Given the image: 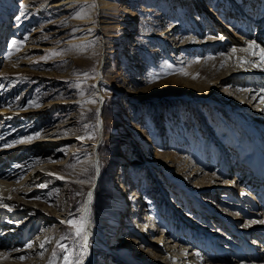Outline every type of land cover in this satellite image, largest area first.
<instances>
[{
    "label": "rangeland",
    "instance_id": "1",
    "mask_svg": "<svg viewBox=\"0 0 264 264\" xmlns=\"http://www.w3.org/2000/svg\"><path fill=\"white\" fill-rule=\"evenodd\" d=\"M248 2L0 0V110L17 112L0 115V182L17 185L13 191H28L25 197L10 193L12 201L0 199V239L32 220L20 250L0 248V262L26 263L34 256L36 264H85L80 210L95 185L90 220L107 246L92 240L94 264H156L143 250L144 242L135 252L125 250L127 259L114 252L126 241L122 224H115L128 209L126 201L129 207L134 204L132 192L112 186L115 178L128 189L136 180L155 217L150 229L154 235L163 230L164 236L177 239L180 249L194 254L191 264L200 262L201 251L242 257L236 253L245 234L242 228L249 229L246 219L232 226L226 217L241 212L237 204L249 212V219H264V209L251 206L264 180L248 165L251 140L264 157V117L244 106L234 114L228 106L247 87L264 88V78L254 82L247 76L225 85L220 76L233 69L227 66L225 49L237 46L234 36L264 48V0H253L249 19L238 6ZM171 21L178 24L177 33L186 30L199 44L177 52L172 47L178 34L172 41L152 36ZM220 21H233L232 30ZM135 42L141 43L139 48L132 45ZM142 134L147 137L142 139ZM97 142L99 152L94 150ZM29 174L32 179L24 180ZM247 177L254 178L253 183L244 182ZM228 178L234 179L233 189L217 187ZM139 198L134 202L140 205ZM30 205L35 208L26 213ZM42 212L50 219L44 227L42 220H35ZM143 212L142 206L138 213L143 217ZM131 216L134 227L137 218ZM38 223L40 227L33 228ZM247 238L261 245L258 237ZM254 248L259 252L260 247ZM163 259L161 263L186 264Z\"/></svg>",
    "mask_w": 264,
    "mask_h": 264
},
{
    "label": "bare ground",
    "instance_id": "2",
    "mask_svg": "<svg viewBox=\"0 0 264 264\" xmlns=\"http://www.w3.org/2000/svg\"><path fill=\"white\" fill-rule=\"evenodd\" d=\"M198 1H201V0H198ZM205 1L207 2V0H202V4H204ZM248 1H250V2L244 3L243 5H240L238 3L239 7L242 8V6H243V8L240 9V11H242L245 14V16H248L247 19H249L251 13L253 14V10H252L253 7L252 6H253V3H254L253 0H248ZM185 2L188 3V2H190V0H185ZM236 5L237 4H235L234 6H236ZM208 9H209V11L213 10V9L210 10V8H208ZM218 9L216 10V12L218 11ZM144 10L145 11H150V10H152V8H151V6H146ZM237 10H239V9H237ZM133 16H135V18H136L137 17L136 13H133L132 17ZM237 16H235V17H237ZM132 17L129 19L131 22H132ZM232 20H234V18ZM232 22L233 21L225 24V23H223V21H220L221 24L225 25L224 27L226 28V30L227 29H231L232 30V27L230 26ZM166 25L167 26L164 29H162L161 31H157V34L156 35L154 34L152 36L153 37L159 36L160 40L164 38V39H167V40L170 39L172 41V39L178 34L177 35L178 38L176 37L177 41L174 42V46H175V49H176L177 52L178 51H185L186 49L190 48V46L199 44L197 42L199 40H197V38H194V36L191 33L187 32L186 30L183 31V32L181 31L180 33H177L178 30H179V26H178V24L175 21H171L170 24H166ZM125 37H128V35H125ZM234 37H235L234 41L237 44V46L234 47V48H231L230 46H227L226 49H225L226 50V53H225L226 57L225 58H226L227 66H233V69L227 68V70H228L227 73H225L223 76L222 75L220 76V81L221 82L223 81L222 83H224L225 85H230L236 79H238L237 81H240V78L244 79L247 76H251V78L254 80V82H257L256 80L264 78V62H262V59H261L262 56H264V52H262L261 50L264 49V48L260 44L253 43V42H247L246 39L243 40L238 35L234 36ZM204 42L205 41L202 40L200 44H203ZM132 45H134V46L137 45L138 48H139L141 43H136L135 42ZM256 45H258L259 47H256ZM126 48H128V46H126ZM233 49H235V51H233ZM249 52H252V54L249 53ZM246 59L249 60V61H252V64H248ZM255 59H257V60L254 61ZM223 62H225V61H223ZM134 65L137 67L138 62H135ZM246 65H248V66L246 67ZM98 88H99V86L97 85L96 86V92L99 95L100 91L97 90ZM235 92H237V91H235ZM236 96H237V99L234 101V103L230 104L228 106V108H230L234 114H239L238 113L239 110H241L242 106H244L243 107L244 110L248 109V110L251 111L252 114L255 113V114H258L259 116H263L264 117V88H261V87L257 86L256 84H253V85L247 87L246 89H244L243 92L236 93ZM7 113H13L14 114V113H17V112H11V111H9L6 108H2L0 110V115L7 114ZM246 124H247V122L242 120V125H243L244 128L246 127L245 126ZM104 126H105L104 125V121H103V118L101 116L100 120H99V130L101 129V133H103ZM245 129H248V128H245ZM248 130L254 133V128L253 127H250ZM142 135L144 136V138H142V139H145L147 137L144 134H142ZM144 141H146V140H144ZM250 144H252V147H251V151L252 152H251V154H249V164L248 165L250 167V170L252 172H254V174L256 172V176H259L258 180H264V157H263V154L260 152V150H258V148H257V146H256L254 141L251 140ZM94 150H95V152L98 151V142L95 143ZM157 160L158 159H156V161ZM100 161L101 160L99 158V155L96 153L95 156H94V162L97 163L98 173H100V164H101ZM131 163H134V162H131ZM15 169L18 170L17 166H16ZM15 169H14V172H15V174H17V171H15ZM2 171L3 170L0 169V173ZM191 171H193V169ZM9 174L7 172V174H5L4 176H8ZM31 179L32 178H30V174H29L28 177L25 178L24 180L27 181V180H31ZM124 180L125 179H124V174H123L122 182H124ZM249 180L250 179L247 177L243 181L246 182V183H249L248 182ZM253 180H254V178H252L250 180L251 183H253ZM26 181H25V183H26ZM233 183H234V179H231V178L229 179L228 178L226 181H224L223 184H220L217 187L221 186L223 188H227V189L228 188H232L233 189L234 188L233 187ZM260 183L261 184L260 185L258 184V187L256 188V197H255L256 200L254 198L251 201L252 208L254 207L256 209V207H258L257 210H259V208L260 209H264V182L261 181ZM123 184L121 185V182H118V185L121 188V190H127L128 188L125 186L126 184H124V185ZM10 185H12V186L10 187ZM15 187H18V186L14 185L12 183L6 184V183H1L0 182V195L2 194L4 196V197H2L0 199L4 200V201H12V199L10 197L13 195V193H15L14 196L15 195L16 196L23 195L25 197V195H26V193L28 191L24 190L21 187H19L15 191H13V189ZM132 190L135 191L134 188L132 189V187H130L129 188V192L130 193L132 192V194H131V200L132 201L131 202H133L134 204L132 203L133 206L129 207V209H130L129 211H131L132 209L133 210L127 216H131L132 214L134 215L135 210H137L139 212V207H138V205L136 206L135 202H134L135 198H137V196L139 194L138 193H134V191H132ZM95 191H96L95 190V185H91V187L88 190V194H87V196H86V198L84 200L83 206H82V208L80 210V213L82 214V217H83V220H84L83 227H84V230H85V236H84V242H85V245H86L85 246L86 247V257H85V260H84L85 264H94L96 262V259H97V254L95 252V249L92 246V240H97L102 245L106 244V241L103 240L101 234L97 231L98 227H95L94 223L90 220V213H91V208H92V204H93V200H94ZM243 192H244V190H243ZM10 193H12V195ZM249 193H251V192L249 191ZM8 195H9V197H8ZM258 202H260V205L258 204ZM119 204L120 203L116 204V208H117L116 211H118V213L121 210V208H120L121 205H119ZM35 205H36V207H39L37 204H35ZM35 205L28 206V209H27L26 213L32 212V210L35 208L34 207ZM232 205H234V204H232ZM238 207H239V210H241V212H243V214H241V212L237 211V212H235V214L233 216L228 215V217H226V218H227L228 223L230 225H232V226H233L234 222H240V221L246 219V220H244V221H246L245 227L247 226L249 229L242 228L241 231H242V233H245V234H243L242 237H241L242 245L239 246V248H238L239 251L236 254H238V253L243 254L241 258L246 259L247 261H243L241 258L239 259L238 258L239 256L237 257V261H236V259H233L231 256H228V254H226V253L225 254L223 253V255H221V253H218V254L212 253V254H210L209 252H207L206 254L205 253L203 254V252L201 251L200 254L198 253L201 256L200 260L197 259L198 261H200L198 264H209V263H212L213 261H220L221 258L228 259V261H225V264H236L237 262L239 264H264V254H263V252H260V251L257 252V250L254 248L257 245H255V244L248 245L247 244V242H248V238L247 237H250V236H252V237H260V236H262L263 241H262V245L261 246H262V248L264 247V219H263V221L258 220V219L251 220L252 218L249 219V217H247L249 212H245V210H243V208L240 205L237 206V204H236V208H238ZM63 213L64 212H61L60 214L62 215ZM259 214H261V213H259ZM259 214L257 213V215H259ZM143 215H144L143 218L151 217V213L147 212V211H144ZM262 215L264 216L263 213H262ZM47 218H49V216L45 215V213L42 212V213L37 215L36 219L35 218L34 219L35 220H42L43 221V225L42 226L44 227V226H46V224L50 223V221H49L50 219H47ZM115 218H117V217L113 216V224L115 222ZM124 219H125V222H126L127 217H121L120 216L115 225L117 226L119 223H121L122 226H123ZM131 219L132 218H130V222H131ZM31 222H32V220L30 222L29 221H24V222L21 223V225H20L21 227L18 226L16 229H15L16 226L14 225L15 227H13V229H11L10 232H8L6 234V237L0 239V248L3 249L7 245H9V246H12L11 250H13V249H19L20 250V248L22 247V246L20 247L21 242L25 238H27V236L29 234V231L31 230V225H30ZM101 222H103L105 224L106 221L101 219ZM34 223H35V221H34ZM152 223H153V221L152 222H148L147 221L145 223H142V225H144L145 227L148 226L147 230L145 231V235H148L149 238H147L148 236H146V241H141V239H140V238H145V235H143L144 232L142 234V232L139 233L136 229H124L123 230V228H120L121 230H123L121 232L124 233V231H125V233H126L124 235L125 238H126V241L122 240V244H121L122 246L119 248L120 252H116V251H114V252L120 258L127 259V258H125V255H124L123 252H125V250H129V251L134 250V252H135V249H136L135 246L136 245H142V242H144L145 245H144L143 250L145 249V251H147L148 259H152V261H155L156 264H169L168 261L164 262V263H161V259H163L164 257H168L170 259H173L174 261H179V263L181 261H183L186 264H191V262L193 261V260L191 261V259H194V254L193 253L192 254L189 253L188 251L185 250V248L180 249L181 245L177 243V241H176L177 239L172 240L170 237L164 236V234H163L164 231L163 230L159 231L158 235L157 234L154 235L155 232H153V230L150 229V226H152ZM131 225H133V224H131ZM37 226L40 227L39 223L36 224V226H34L33 228H36ZM131 227H133V226H131ZM135 227H136V223H135V226L133 228H135ZM33 228H32V230H33ZM139 234L141 235L140 238L136 237ZM254 240H256V239H254ZM101 242H103V243H101ZM134 243H136V244H134ZM36 246L37 245H34L33 247L30 248V250H33V251L36 250L37 249ZM106 246H107V244H106ZM241 246H243L244 248L241 247ZM163 247L165 248L164 252H163L164 254L160 255V252L163 249ZM263 250H264V248H263ZM246 252H248L249 254L248 255L244 254ZM35 258L36 257H34V256H32L31 258H28L27 259L29 261V262L27 261L28 263L27 262L26 263L25 262L24 263L20 262V263H14V264H36L37 262L34 261ZM235 261H236V263H235ZM196 263H197V261L195 259L194 263H192V264H196ZM0 264H12V263H3V261H2V262H0Z\"/></svg>",
    "mask_w": 264,
    "mask_h": 264
},
{
    "label": "snow or ice",
    "instance_id": "3",
    "mask_svg": "<svg viewBox=\"0 0 264 264\" xmlns=\"http://www.w3.org/2000/svg\"><path fill=\"white\" fill-rule=\"evenodd\" d=\"M13 43V45L15 46L16 45V41H13L12 42ZM256 47H259L258 45H256ZM233 51H235V49H233ZM262 52H264V49H262L261 50ZM262 62H264V56H262ZM39 135V133H37V136ZM35 137H32V136H30V137H28V139L29 140H31V139H34ZM20 142H23V141H20ZM9 146H11V145H9ZM37 199H39V197H37ZM68 223L71 225V226H73V227H76V222L74 221V220H70V221H68ZM79 232H80V229L79 228H77V234H79ZM29 247H31V245H29ZM41 247H43V245H41ZM61 247H63L62 245H61ZM25 257H21V259H24Z\"/></svg>",
    "mask_w": 264,
    "mask_h": 264
}]
</instances>
